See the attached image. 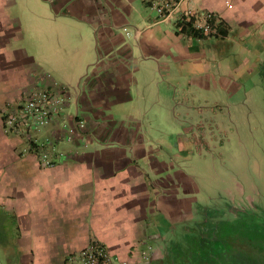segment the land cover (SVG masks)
<instances>
[{
	"label": "crops",
	"instance_id": "1",
	"mask_svg": "<svg viewBox=\"0 0 264 264\" xmlns=\"http://www.w3.org/2000/svg\"><path fill=\"white\" fill-rule=\"evenodd\" d=\"M175 1L160 18L146 0H0V261L65 264L95 241L113 264H159L189 232L198 188L178 152L224 124L210 95L264 69V45L237 26V0ZM189 11L216 15L210 34L182 29ZM43 89L55 121L9 128Z\"/></svg>",
	"mask_w": 264,
	"mask_h": 264
},
{
	"label": "rangeland",
	"instance_id": "2",
	"mask_svg": "<svg viewBox=\"0 0 264 264\" xmlns=\"http://www.w3.org/2000/svg\"><path fill=\"white\" fill-rule=\"evenodd\" d=\"M237 26L264 45V0H237ZM237 76L242 88L211 94L204 109L210 119L223 114L224 124L210 123L178 152L192 162L180 165L193 171L198 192L180 217L190 229L187 242L171 248L175 264H264V69Z\"/></svg>",
	"mask_w": 264,
	"mask_h": 264
},
{
	"label": "built area",
	"instance_id": "3",
	"mask_svg": "<svg viewBox=\"0 0 264 264\" xmlns=\"http://www.w3.org/2000/svg\"><path fill=\"white\" fill-rule=\"evenodd\" d=\"M149 7L160 18L169 16L175 6V0H146ZM191 11L185 13V17L192 23L193 28L204 35L212 31V21L218 19L213 12H204L196 15ZM49 90H30L16 110L8 115L6 123L9 128H26L30 133L36 132L39 128L55 121L57 100ZM82 126V125H80ZM40 162L45 167H52L47 152L41 151ZM65 264H113L106 249L99 243L93 241L82 249L77 255L69 257Z\"/></svg>",
	"mask_w": 264,
	"mask_h": 264
},
{
	"label": "trees",
	"instance_id": "4",
	"mask_svg": "<svg viewBox=\"0 0 264 264\" xmlns=\"http://www.w3.org/2000/svg\"><path fill=\"white\" fill-rule=\"evenodd\" d=\"M189 24V23H188ZM186 25V24H183L181 27H182V29H186V28H190V31H194V32H196L197 34H200L199 33V31H197V30H195L193 27L191 28L189 25ZM194 34V35H197V34ZM201 35V34H200ZM189 232L187 233V234H183L180 238H179V240H178V243L177 244H181V245H184L187 241H185L186 240V238H189ZM181 239H183V240H181ZM184 241V242H183ZM183 242V243H182ZM176 244V245H177ZM183 247V246H182ZM184 248V247H183ZM172 250H170L168 253H167V255H166V258L163 260V261H160L159 262V264H175L174 263V259H173V256H172ZM181 262H186V260L184 259L183 261H181ZM209 262H211V264L213 263L212 262V260H210Z\"/></svg>",
	"mask_w": 264,
	"mask_h": 264
},
{
	"label": "flooded vegetation",
	"instance_id": "5",
	"mask_svg": "<svg viewBox=\"0 0 264 264\" xmlns=\"http://www.w3.org/2000/svg\"><path fill=\"white\" fill-rule=\"evenodd\" d=\"M229 196H230V195H228L227 197H229ZM230 205L235 206V208L237 209V206H236L237 204H236V201H235V200H233V201H232V204H230Z\"/></svg>",
	"mask_w": 264,
	"mask_h": 264
}]
</instances>
